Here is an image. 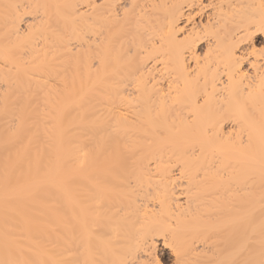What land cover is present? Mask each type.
I'll list each match as a JSON object with an SVG mask.
<instances>
[{
    "label": "bare ground",
    "instance_id": "obj_1",
    "mask_svg": "<svg viewBox=\"0 0 264 264\" xmlns=\"http://www.w3.org/2000/svg\"><path fill=\"white\" fill-rule=\"evenodd\" d=\"M264 264V0H0V264Z\"/></svg>",
    "mask_w": 264,
    "mask_h": 264
},
{
    "label": "rangeland",
    "instance_id": "obj_2",
    "mask_svg": "<svg viewBox=\"0 0 264 264\" xmlns=\"http://www.w3.org/2000/svg\"><path fill=\"white\" fill-rule=\"evenodd\" d=\"M158 251H159L158 252L159 256L166 262V264H169L170 262H169V255H168L167 250L160 248Z\"/></svg>",
    "mask_w": 264,
    "mask_h": 264
}]
</instances>
